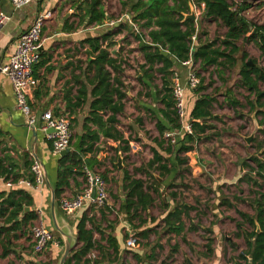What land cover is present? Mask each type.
Masks as SVG:
<instances>
[{
  "label": "crops",
  "instance_id": "1",
  "mask_svg": "<svg viewBox=\"0 0 264 264\" xmlns=\"http://www.w3.org/2000/svg\"><path fill=\"white\" fill-rule=\"evenodd\" d=\"M253 2L257 4V0ZM84 3L85 0H34L28 7L15 12L8 0L0 1V11L11 17L10 22L0 29V65L8 63L19 37L29 28L38 14L45 12L52 14L51 19L43 26L41 57L39 63L33 68L37 86L27 98L31 112L37 119L34 126L27 124L26 117L16 107L9 79L0 74V193L15 190L27 192L32 198V206L26 208L25 212L31 210L38 213L40 211L41 214L34 224L42 222L43 226L51 231L54 239V243L49 244L41 254H35L32 246L31 228L27 227V231H17L8 240V244H5V247L8 248L6 256H1L2 249H0V264H54L60 249L63 248L59 234L51 229L50 191L46 183L44 182V185L38 189L29 188L26 184H19L21 181L29 182L32 163L30 155L33 148L35 156L45 167L47 178L55 193L58 160L62 156L53 155L51 142L47 139L48 132L42 130L43 125L40 118L45 112L62 115L70 123L72 136L65 154L79 150L76 147L78 140L87 137L84 130L85 125L89 131L97 133L98 141L94 142L86 138L81 147L83 150L92 145L93 150L86 153L79 152L85 164L80 173L84 175V170L87 169L100 175L106 183L109 195L107 205L93 208L89 202H85L83 207L72 216H65L60 210L59 202L57 204L55 202V212L61 227L68 225L76 237V225L86 213L93 220L92 224L86 226L87 229L93 231L95 248L92 253H98L101 256L98 245L102 246V249L109 254L112 260H116V263L123 262L129 256V260L135 263L139 262L137 261L139 258V264H145L146 261L152 263L153 259L157 260L161 257L158 247L148 251V240L145 239H143L144 243L141 246L138 243L136 248L131 249L126 246V240L131 235L135 236L143 231L150 232L153 229V224L149 223V218L146 217L149 210L139 212L143 216L142 224L136 225L134 220L129 223L125 213L128 191L124 188L128 183L123 179L127 174L133 179L146 181L145 166L152 159L150 148L156 147L153 139L158 134L147 139L145 130L147 123H151V120L150 126H154V128L157 122L164 124L165 121L160 112L165 110L162 102L165 92L162 90V83L154 85L153 79L148 78V75L152 74L151 71L145 72L148 66H145L144 73L137 69V75L133 79L125 78V70L124 75L122 74L120 78L123 83L121 91L125 94V98L121 100L123 111L115 114L116 122L113 124L108 122V118L112 116L111 111L106 110L105 114L97 112L106 127H113L119 132L122 142L103 136L106 127L99 128L97 124L86 121L91 112L89 103L92 99L89 93L92 85L89 80L92 78L93 72L88 71L87 62L92 58L88 57L89 48L84 41L97 35L98 31L110 29L107 26L120 21L128 14L122 15L121 19L117 21L106 16L102 26L89 27L86 25V21L82 24L79 23L81 13L79 14L77 9L83 7ZM189 5L192 6V3ZM134 17L135 15H132V19L122 24H126L130 31H123L121 35L115 37L116 45L112 48V52L118 53L119 60L122 57L126 60L128 54L126 55L125 52L133 50V53L139 54L140 65H144L143 53L138 49L140 41L135 37L139 35L143 42H146L148 35L143 29L137 30L135 24L132 23ZM193 23L195 40L193 42L191 40V44L194 51H197L198 47L212 42H216L212 49L219 46L217 39L223 38L226 29L222 28L221 35L216 39L212 31L205 29L207 23L216 25L215 23L204 17L200 20L196 18ZM89 30L92 33H88ZM247 44L254 43L239 42L237 45L235 56L237 63L230 67L228 64L225 67H216L224 70L218 77L214 73L210 74L213 67L206 68L205 73L202 72L203 77L197 88L185 90L187 113L193 109L197 100L205 97L214 99L209 107L212 117L206 120L210 129L205 134H200L202 139L195 143L191 152L178 154L179 160H187L186 165L179 166L177 164V154L167 156L170 159L168 165L170 173L165 174L161 179L162 186H165L167 192L174 191L176 193V203L173 205L169 202L167 209L158 217L164 229L160 230L164 235L170 234L173 237V240L170 241L171 246L177 241L174 237H177L180 245L181 242L200 244L201 249L194 248L202 263H205L204 260L212 259L208 264H221L224 250H234L233 253H236L237 250L240 253L234 254L236 258H233L232 264H247L250 258L244 254L247 250L246 235L253 231V226L256 227L257 233L259 232L258 224L254 219L257 208L256 201L259 200L256 193L264 194V182L259 180L263 184V188L249 185L245 181L248 170L243 167V163L246 162L253 167V164L249 162L251 157H256L264 162V81L258 80L257 82V96L262 98L256 101L255 94L243 85L239 72L244 64L264 70V63L242 61L244 53H249L246 49ZM121 51L123 52L120 53ZM195 66L199 67V62ZM159 67L160 65H155L154 69ZM122 68H125V63L122 64ZM174 71L179 72L180 81L183 83L186 70L179 65L174 68ZM199 71L202 70L199 68ZM249 103L256 104L254 111H251ZM258 112L259 114L256 115ZM254 120L259 125V131L252 141L247 143L245 139L254 130ZM143 128L144 130H142ZM216 129L220 133L223 132V146L219 147L216 143V152L211 151L208 154L211 156L210 163L205 161L200 163V156L194 149L203 144L202 140L210 139L209 132ZM171 143H175L174 139H171ZM119 159L121 168L117 167ZM212 162L215 163L211 166ZM205 164H207L206 167ZM186 166H189L187 171L184 170ZM210 167H213V170H210ZM76 173L77 171L72 170L73 175L68 178V186L63 188L61 198H74L81 193L85 184L84 177L83 175L78 176ZM249 175L256 178L253 172ZM185 177L191 180L189 184L195 198L190 205L178 202L176 198L178 196L176 190L181 187L179 182H185ZM243 177L245 178L243 179ZM170 185H174V188H169ZM223 201L226 202L223 203ZM174 208L182 212L180 220L183 223V231L178 235L167 232L163 222ZM240 214L252 219L254 225L251 226L248 219ZM187 233L193 235L192 239L185 237ZM109 237L116 240L115 244L118 247L116 252L109 248L107 243ZM209 240L215 244L211 246L213 251L211 254L205 253V247ZM249 241L251 240L249 239ZM165 242L166 239L162 235L159 236L158 243L165 252L164 260L171 255L172 251V247L168 249L164 245ZM177 246L173 247L177 248ZM242 255L246 257V260L240 257ZM150 256H154V258L148 260Z\"/></svg>",
  "mask_w": 264,
  "mask_h": 264
},
{
  "label": "trees",
  "instance_id": "2",
  "mask_svg": "<svg viewBox=\"0 0 264 264\" xmlns=\"http://www.w3.org/2000/svg\"><path fill=\"white\" fill-rule=\"evenodd\" d=\"M118 1L124 12L126 11L135 15L132 23L135 24L137 30L143 29L148 35V41L146 42H143L142 37L139 35L135 37L136 40L140 41L138 49L143 53L145 61V64L140 65L138 68L144 73L145 66H148L145 72H152L151 75H148L149 79H153V73L161 76L162 90L165 92L164 98L162 99L165 110L161 111L160 114L165 122L164 124L160 122L155 124L158 135L153 139V142L156 147L150 148L152 159L145 166V172L147 175L150 171L157 172V177L163 179L165 174L170 173V167H168L170 159L167 156L177 154V164L179 166L186 165L187 160H179L177 158L178 154L191 152L195 143L202 139L200 134H205L210 129V126L206 124V120L212 117L209 107L214 101L210 97L197 100L193 109L189 113L186 112V123L189 122L191 124L192 132L191 134L182 132L173 109L174 103L171 94L172 82L170 77L174 72V68L179 66L181 62L186 61L190 55L194 65L199 62V68L202 71H206L208 67H225L226 64L230 67L235 64V55L239 42L254 43L264 59V25L254 24L243 16L244 12L250 8V4H242L233 9V6L228 0H194V3H203L205 5L202 15L204 18L209 19L218 27L226 29L217 48L212 49L216 45V42H212L202 45L197 48V51H194L191 44V39L195 34L194 23L189 20H184L183 16L189 11L190 0ZM77 10L79 14L81 13L79 23L82 24L86 21V25L89 27L102 26L107 16L102 0H85L83 7H78ZM123 31L129 32L130 28L126 24L119 25L113 31L106 32L102 35H95L84 41L89 48L88 57L92 58L87 62L88 71L93 72L92 78L89 80L90 85H92L89 93L92 99L89 103L91 112L86 121L97 124L99 128L106 127V124L102 123V118L97 112L105 114L106 110L111 111L112 116L108 118V122L113 124L116 122L115 114L123 111L121 100L125 98V94L121 91L123 83L120 78L123 74L122 64L124 62L122 59H118V53L111 51L116 45L114 41L115 37L121 35ZM160 49L166 50L174 60L172 61L169 57L161 55ZM243 57L245 58L246 54ZM220 59L223 61H219ZM155 65H160V67L154 69ZM239 75L241 76L243 85L251 93L255 94L256 101L262 98L257 96V82L258 80L264 81V70L244 64L240 69ZM249 105L251 111H254L256 104L249 103ZM258 114L259 112L256 113V115ZM84 130L87 136L86 138L90 141L95 142L99 140L97 133L89 131L86 125L84 126ZM169 133L176 134L173 138L175 143H171V139L165 138V135ZM103 136L122 142L121 135L113 127H106L103 131ZM86 138L83 137L78 140L76 147L79 150H76L77 152L67 153L58 160V179L54 193L56 204L61 199L63 188L68 186V178L73 175L72 170L77 171L76 174L78 176L83 175L80 173V170L85 164L79 152L86 153L93 150L92 145H89L86 149H81ZM249 162L253 164V167L246 162L243 163V167L248 170L247 175H245V181L253 187L263 188V184L260 181L264 182V162L256 157H251ZM252 172L257 179L249 175ZM152 180L153 187H147L146 181L133 179L127 174L124 175L123 181L128 183L124 188L128 191L125 213L129 219V223L136 219H139L140 224L143 223L139 212L142 213L150 209L155 200L154 196L159 192L157 187L161 185L153 175ZM29 181H32V176H30ZM256 194L259 196V200L256 201L257 208L255 209L256 215L254 219L258 224L259 232L257 233L256 227L253 226L252 219H248L246 215L240 214L242 217H246L249 224L253 226V231L246 235L245 243L247 250L244 254L250 258L247 264H264V194ZM169 197L174 200L175 193L171 192ZM225 202L223 201V203ZM31 206L32 198L23 190L0 193L1 256L7 255L8 248L5 247V244H8V240L15 232L27 231V227L32 228L34 226L35 221L38 219L36 212L31 210L25 212V209ZM167 207L168 205L165 204L163 207L164 210ZM181 214L182 212L176 208L168 213L163 220L167 232L178 235L183 231V223L180 220ZM152 220L149 218V223ZM92 221V218H89L86 213L81 217L76 225L77 246L70 253L65 264H113L114 260L99 245L98 248L100 249L103 261L95 259L91 263V260L88 258L95 248L93 231L86 227L87 224H92ZM148 233L149 231H143L139 235L142 239L147 240ZM115 241L113 237L107 239L109 248H112L116 252L118 247ZM211 243L212 240H209L205 247L208 254L213 252ZM157 247L162 248L160 245H157ZM173 250L176 251V248ZM240 257L246 260V257L243 255ZM153 258L154 256L148 257V259ZM137 261L140 262V259L138 258Z\"/></svg>",
  "mask_w": 264,
  "mask_h": 264
},
{
  "label": "built area",
  "instance_id": "3",
  "mask_svg": "<svg viewBox=\"0 0 264 264\" xmlns=\"http://www.w3.org/2000/svg\"><path fill=\"white\" fill-rule=\"evenodd\" d=\"M34 0H8L13 11L19 12L33 3ZM192 3L194 15L196 18L202 17L205 5L203 3ZM50 12L40 13L33 20L29 28L19 37L14 52L10 55L6 65H0V74L6 76L12 86L15 96L16 107L26 117L27 124L34 126L37 122L36 117L32 114L27 98L36 88L37 80L33 75V68L39 63L41 57L42 40L41 34L45 23L51 19ZM10 15L0 11V29L9 23ZM113 23L110 24V26ZM195 40V35L192 37ZM180 67L186 70L184 82L180 81L179 72L174 71L171 77V94L173 99V109L180 124L182 132L191 134L192 128L190 123H186L185 108V90H195L200 83V79L194 70V62L191 55L186 61L180 63ZM42 130L47 133V139L51 142L53 155L58 157L60 153L69 148L72 132L68 119L62 115H53L51 112H45L41 115ZM51 131V132H49ZM176 134H166V138L173 139ZM32 163L30 166L32 181L19 184H26L29 188L38 189L44 185V178L41 166L35 157L31 154ZM85 184L80 194L74 198L63 197L59 200V207L65 216H72L78 212L85 202H89L92 207L101 208L107 205L109 195L104 179L87 169L84 170ZM10 186V184H7ZM94 192V196L92 194ZM41 214L36 213L37 217ZM38 220V219H37ZM36 220V221H37ZM33 252L41 254L49 244L54 243V239L50 230L43 226L42 222L34 224L31 228ZM128 248H136L138 241L134 235L126 240ZM88 258L91 263L95 260L94 253Z\"/></svg>",
  "mask_w": 264,
  "mask_h": 264
},
{
  "label": "rangeland",
  "instance_id": "4",
  "mask_svg": "<svg viewBox=\"0 0 264 264\" xmlns=\"http://www.w3.org/2000/svg\"><path fill=\"white\" fill-rule=\"evenodd\" d=\"M102 1H103V5H104V10L106 11V15L108 17L110 16L109 19L114 18L115 21H117V20L121 19L122 15H125V14H129L131 16L133 15V14L128 13L126 11L124 12L122 7H121V4L118 0H102ZM253 1L254 0H229V3L233 6V9H235L237 6L242 5V4H250V9L247 10L246 12H244L243 16L248 21H250L254 24H257V25L263 24L264 25V2H263L264 0L263 1L257 0V4H254ZM252 5H254V6H252ZM198 18H199V20L201 19L200 17H198ZM120 25H122V24H120ZM107 27L110 29L113 28L111 26H107ZM205 29L212 31V33L215 34L216 39L219 35H221L220 33L222 31L221 27H218L217 25H213L211 23L210 24L207 23V25H205ZM88 33H92V32L89 30ZM213 38H214V36H213ZM217 40L220 41V39H217ZM243 43H245V42H243ZM247 47H246V49L248 50L249 53L248 54L244 53V54H246V57L243 59H245L247 61H253L255 63H264V59L261 56L256 45L247 44ZM111 51H112V49H111ZM122 52L123 51H121L120 53H122ZM125 54L126 55L128 54V56H126V60L122 57V61L125 63V68H123V72H125V70H126V72H125V78L126 79H128L127 77H130V79H133L136 77V75H137L136 70L139 69L138 67L140 66L139 54L133 53V50L126 51ZM243 59H242V61H243ZM235 63H237V59H235ZM194 70H195L197 76L199 77V79L201 80L203 77V73H202L203 71H199V67L196 68V66L194 67ZM223 71L224 70L213 67L212 70H210V74L212 75V73H214V75L216 77H218L220 72H223ZM204 73H205V71H204ZM156 74L153 73V83H154V85H160L161 76L159 74H158L159 76H157ZM123 75H124V73H123ZM210 81H213V80L210 79ZM150 124H152V120H151V123L150 122L147 123V126H146L145 136L147 137V139H151L154 137L155 134H157L154 126L151 127ZM142 130H144V128ZM208 135H211L210 139L207 138V139L202 140L203 144L199 145L198 147H196L194 149L195 152L197 153V155L200 156L199 157L200 163H202L203 161L210 163L209 159L211 156L208 154L211 151L216 152V149H215L216 143H218L219 147L223 146V132L220 133V131L216 129L215 131L209 132ZM190 157H192V156L190 155ZM214 163L212 162L211 166ZM204 166L206 167L207 164H205ZM188 169H189V166H186L184 168V170H186V171ZM209 169L213 170V167H210ZM157 174H158L157 172H153V171H150V173L148 175L146 174V176H147V178H146L147 187H153L154 184H153V180H152V175L156 178ZM185 179H186L185 182H182V181L179 182L181 187L176 190L177 194H178V196H176V198H177L178 202L181 201V203H187L190 205L191 203H193V199H195V198L193 197V191H192V188L189 184L191 180H189L187 177H185ZM158 182H160V184H161L160 186L157 187L159 192H158V194H156L154 196L155 200H154L152 206L150 207L148 214H146V217L148 216V218L153 219L151 221V223L153 224V229H151L150 232L148 233V239L147 240H148L149 244L147 243V245L149 247H147V248H148L149 252H150V250H152V248H153V250L156 249L157 245H159V243H158L159 236L162 235L163 238L166 239V242L164 243V245L168 249L172 247V251L170 252L171 255L166 260H164V255H165V252H163L164 249L158 248V251L160 252L161 257H159V259H157V260L153 259L152 263H150V261L147 263V261H146L145 264H208V262L211 261L212 259H209V261L204 260L205 263H202V260H200V258L198 257V254H196V250L194 247H198L201 249L202 246L200 244L195 245V244H192L190 242H187L185 244V243H182L181 239H180V242L182 245V247H181V245L178 244L179 240L177 239V237L176 238L174 237V239L177 241L174 242L173 246L178 245L177 246L178 251L176 248L177 252H176V254H174L175 251L173 249L175 247L171 246V243H170V241L173 240V237L167 233H166L167 235L163 234V231H162V230H164L162 228L163 225H162L161 221L158 219V217L162 215V213L164 211V208H163L164 205L167 203H168L167 205H169V202L172 203L173 205H175L176 199L174 198V200H172V198L169 197L170 192H167L165 189V186H162L163 181L161 179ZM169 188H174V185H170ZM172 192L174 193V191H172ZM175 195H176V193H175ZM141 217L143 218L142 215H141ZM189 219H190V216H189ZM134 223L136 225H138L140 223L139 219L134 220ZM161 228H162V230H160ZM226 232H227V230H226ZM228 235H230V233H228ZM135 237L139 243V246H141L144 243L142 237L139 234L138 235L135 234ZM185 237L192 239L193 235L192 234L188 235V233H187V236H185ZM154 238H155V240H154ZM162 240H164V239H162ZM213 245H215V244L212 243L211 246H213ZM32 246H33V243H32ZM62 251H63V248L60 249V252L56 257L54 264H57L58 259H59L60 255L62 254ZM233 251L234 250H232V251L231 250H226V251L224 250L223 251L224 254H223L221 264H232L233 258H236V255H234V254L240 253L237 250H236V253H233ZM205 253H207V252L205 251ZM94 255H95L96 260L103 261L102 257L98 253H94ZM127 256H129V255H127ZM129 258H130V256L128 258H126L124 261L122 260L123 262L119 261L118 263H116V260H115L113 262V264H122V263L123 264H130V263L139 264V262L135 263V262L130 261Z\"/></svg>",
  "mask_w": 264,
  "mask_h": 264
},
{
  "label": "water",
  "instance_id": "5",
  "mask_svg": "<svg viewBox=\"0 0 264 264\" xmlns=\"http://www.w3.org/2000/svg\"><path fill=\"white\" fill-rule=\"evenodd\" d=\"M189 9H190L189 13L183 15L184 20H189V21L195 22L196 17L194 15L193 7L191 5H189ZM130 19H132V16L128 14L125 17H123L120 21L113 23L111 26L113 28H117V27H119L120 24L127 23V21ZM109 30L110 29L98 31V32H96V34L102 35V34L108 32ZM160 54L163 55L164 57H169L170 60H172V61L174 60V58L170 57L169 53L165 50L160 49ZM253 124H254V130H253L252 134L250 136L246 137V139H245L247 143H250L252 141V139L254 138L255 134L259 131V125L257 124V122L255 120H254ZM49 132H51V131H49ZM66 152H67V150L61 152L60 156L65 155ZM31 154L39 162L41 169H42L44 181H45V183L48 186L49 191H50V217H51V221H52V228L51 229H52V231L57 232L59 234V237H60L61 242L63 244V251H62V254L60 255V257L58 259L57 264H65L70 253L77 246V238L74 236L73 230L68 225H66L65 227H61V225L59 224V221L57 219L56 212H55V194H54V190H53V188H52V186L49 183V180L47 178L45 167L42 164V162L35 156L33 148L31 150ZM117 167L121 168V160L120 159L117 161ZM156 178L158 181L160 180L158 177H156ZM93 196H94V192L92 194V197Z\"/></svg>",
  "mask_w": 264,
  "mask_h": 264
}]
</instances>
